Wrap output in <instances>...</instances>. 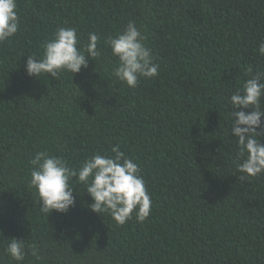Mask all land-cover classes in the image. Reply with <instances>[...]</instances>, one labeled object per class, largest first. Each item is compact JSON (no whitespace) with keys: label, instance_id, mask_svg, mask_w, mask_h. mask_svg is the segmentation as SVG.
Listing matches in <instances>:
<instances>
[{"label":"trees","instance_id":"1","mask_svg":"<svg viewBox=\"0 0 264 264\" xmlns=\"http://www.w3.org/2000/svg\"><path fill=\"white\" fill-rule=\"evenodd\" d=\"M15 36L0 43V264L15 237L43 259L22 264H264V174L240 181L230 96L264 70V0H17ZM134 21L159 75L129 88L112 75L105 39ZM58 27L101 55L72 77H30ZM240 109H237L239 111ZM251 111V109H246ZM264 119V118H262ZM264 143V136L260 137ZM119 144L150 193L149 218L118 225L73 184L68 213L39 212L29 187L38 151L78 167ZM75 179V178H74Z\"/></svg>","mask_w":264,"mask_h":264},{"label":"clouds","instance_id":"2","mask_svg":"<svg viewBox=\"0 0 264 264\" xmlns=\"http://www.w3.org/2000/svg\"><path fill=\"white\" fill-rule=\"evenodd\" d=\"M17 6V0H0V43L11 40L19 30ZM99 40L95 32H90L88 42L81 45L77 28L58 27L44 42L42 56H27L25 71L36 78L45 75L57 80L63 73L72 77L88 67L89 58L100 57ZM105 45L116 58L112 75L129 88L137 87L141 78L159 75L147 36L134 21L108 36ZM258 52L264 56V42L259 44ZM247 74L249 78L242 88L230 96V134L237 144L235 160L240 181L264 174V143L260 140L264 136V70L254 72L249 67ZM111 152L114 155L97 152L76 168L70 167L62 156L50 155L47 150L36 152L29 160L28 184L38 199L39 212L47 218L53 212L68 213L75 206L72 185L79 184L91 197L93 212L110 214L118 225L133 218L143 224L151 214L152 200L142 170L137 162L125 157L119 144ZM4 254L16 264H22L26 254L37 261L43 259L39 246L15 237L7 240Z\"/></svg>","mask_w":264,"mask_h":264}]
</instances>
